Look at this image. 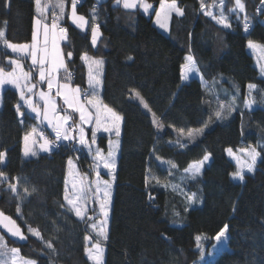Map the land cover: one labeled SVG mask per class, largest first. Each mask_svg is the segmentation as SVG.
<instances>
[{"label":"trees","instance_id":"16d2710c","mask_svg":"<svg viewBox=\"0 0 264 264\" xmlns=\"http://www.w3.org/2000/svg\"><path fill=\"white\" fill-rule=\"evenodd\" d=\"M146 1L156 8L161 0ZM6 2L10 7L5 6ZM242 2L244 12H229L234 0H224V13L231 24L224 28L203 14L201 0H176L184 15L172 14L168 33H162L152 22V15H145L138 8L125 10L114 0L78 3L77 14L89 21L81 30L68 19L72 0H64L65 15L60 23L67 29V38L61 41V49L73 76L70 84L82 93L88 88V68L82 55L102 59L100 99L122 119L117 190L108 217L107 239L97 237L88 227L90 220L78 218L64 202L68 160L75 159L78 169L88 172L85 151H80L74 140H62L49 152L23 157L24 134L32 127L38 131L43 126L22 106L24 115L17 114L18 94L6 87L0 105V152L5 153L0 172L5 173L7 180L0 182V211L15 219L27 237L15 241L0 232L9 248L16 247L22 258L36 264H93L85 255L88 235L92 243L99 242L104 247L103 264H143L142 260L198 264L206 260L216 233L228 225L229 249L206 264H264V74L259 73L253 55L247 51L249 40L264 45V9L255 11L259 0ZM205 3L212 4V0ZM219 11L218 7L213 8L214 13ZM52 14L53 9L49 8L43 23H51ZM31 15L40 18L35 0H0L3 39L25 42L30 34ZM93 15L100 32L95 47L90 40ZM245 22L249 24L247 31ZM68 52L72 53L71 58ZM187 55L194 57L199 75L215 99L227 104L235 100L229 121L217 123L191 144L177 140L171 132L201 129L208 122L202 82L194 78L181 80L180 67ZM15 58L33 70L27 57L13 54L0 40V67L9 70L10 59ZM250 83L257 85L252 91V108L245 107ZM135 92L148 104L149 112L159 118L165 127L163 132L155 134L151 114L144 113L134 100ZM62 110L75 121V112L64 106ZM87 131L90 136L91 129ZM96 137L97 145L106 151V134ZM249 145H260L257 151L261 157L254 171L245 170L243 181L233 179L236 164L226 150ZM205 154L210 160L200 174L195 179L186 178L184 169ZM167 162L177 167L173 169ZM8 184H17L18 197ZM175 185L180 187L174 191ZM185 193H196L198 202L189 205ZM29 226L40 231L43 241L28 232ZM168 226L186 232L187 238L176 241L164 235L163 250L142 245L146 234L162 236ZM198 235L203 255L197 248ZM47 241L55 252L45 247Z\"/></svg>","mask_w":264,"mask_h":264},{"label":"snow or ice","instance_id":"6c2138e0","mask_svg":"<svg viewBox=\"0 0 264 264\" xmlns=\"http://www.w3.org/2000/svg\"><path fill=\"white\" fill-rule=\"evenodd\" d=\"M78 0H72V11L69 19L72 23L81 30L89 23V21L82 15H78L76 12ZM36 11L40 18L34 20V26L32 31V42L30 45H16L10 43L6 39H3L5 36L4 31L0 30V40H3L6 48L11 49L13 53H23L31 57V65L33 68L38 66V83H47L48 93L40 91L35 93L34 88L37 87V84L32 83L33 72L25 71L22 63L19 59H11L9 61L12 66L11 71H7L5 68L0 67V88L5 85H11L19 93V99L24 102V104L34 113H36L37 118L43 115L45 121L48 122L49 126L52 127L56 140L52 141L47 139L43 133L39 135V143L36 138V128L25 134L24 136V156H35L37 155L35 146L39 143V148L41 151H50L53 147L57 146V141H73L75 140L76 144L87 148L90 155L93 159V167L98 169L100 164H103V167L108 170V175L115 179V168H116V151L120 146L119 140H109L108 152L107 155L103 153L99 148L94 149V145L97 143L96 134L99 131L104 132H115L117 137L120 136V121L121 116L115 112L107 104H104L101 99L98 97L97 89L102 83L101 76L103 71L104 61L102 59H93L89 57L86 53L81 56V60L85 62L88 67V89L84 90L83 93L79 87H71L70 83H60L58 80V74L61 70L65 73V79L71 80V73L68 72L67 66L64 62V57L60 49V41L67 38V29L60 26V21L64 18L65 7L64 0H44V3L41 0H35ZM115 4L124 8L125 10H135L137 8L141 9L144 13H149V10L153 8V5L146 2V0H115ZM262 6H264V0H261ZM6 7H10V3L6 2ZM218 7L220 9L219 13L216 14L213 12V8ZM225 3L224 0H212V4H206L205 0H201L200 10L205 16L210 17L217 24L222 25L224 28H230L231 24L229 23L228 16L224 13ZM53 9L51 24L43 23L47 19L48 9ZM55 9H59V12H56ZM244 12L245 4L242 0H234V7L228 9L229 12ZM95 12V7L92 9ZM175 13L176 16H183V10L177 5L176 0H161L160 7L156 10L154 23L158 25L165 32L169 31L168 21L171 18V14ZM247 19V18H245ZM96 17L92 16V27H91V42L95 47L97 45V40L100 36L99 26L95 24ZM41 27L43 28V39L41 40ZM249 24L244 23V30L247 31ZM50 45V46H49ZM248 47L253 50H261L264 52V45L257 44L256 42L249 40ZM67 56L71 58L72 53L68 52ZM264 58V57H262ZM196 67V61L192 55H187L185 57V63L180 67L181 80H188L190 73H198ZM261 72L264 73V66L261 67ZM202 79V78H201ZM55 87V95L60 97L63 100V103L72 109L73 112L79 113V124L74 126L69 125V121L72 120V116L67 112L61 115L58 110V105L55 99L50 95L52 89ZM257 88L255 84L248 85V96L245 98V107L251 108L255 103L252 97V91ZM27 93V95H26ZM38 95L39 99L43 101V107L41 111V106L36 104L33 100V96ZM83 95L84 101L81 102V96ZM135 98L139 100L140 104L144 108L151 111L148 108V104L144 99L135 93ZM235 103L233 100L232 104ZM232 104H221L220 110L215 112V117L217 119L222 118V111L225 108H228L229 111L232 110ZM16 112L18 115L23 116L24 113L21 112L20 105L15 106ZM153 124L157 127H161L156 117V114L153 113ZM92 127V138L91 141L86 138L84 129L82 125L93 124ZM205 126H207L205 124ZM196 132H202L203 129L195 130ZM78 132V135L76 134ZM183 134V129L180 130ZM188 135L191 137L193 135V130H188ZM184 145H181L183 147ZM257 147L260 145L252 146L249 145L246 148H241L238 151L243 153V156H237L232 149H227L229 156H232L236 160L237 166L236 171L233 172L232 178L240 181L244 180V172L254 171V168L257 163L258 157H261V152L257 151ZM5 159V153L0 152V163H3ZM157 159H160L157 157ZM209 159V154H205L204 157L199 161H194L187 168L184 169V172L188 174L186 178L195 179L201 172V169L206 161ZM170 164V167L175 169L177 166L174 163L167 162ZM68 165L70 171L75 168L73 161L68 160ZM171 174V173H170ZM97 179L95 181H90L85 175L79 180L73 179L71 189L68 188V180L65 181V194L64 200L69 206V210L74 212V214L84 220L87 217L88 220H93V216H88V209L86 207L87 203L93 197L95 201L99 203L100 213L103 215L104 219L97 223H90L88 225L93 231L96 232L97 237H103L107 239V224H108V205L110 203L111 197V188L112 184L109 181L101 180L99 171L96 172ZM6 175L3 172H0V182L6 181ZM147 181V177H146ZM159 182V181H157ZM170 185H165L168 187ZM93 187L95 191L93 192ZM173 190L179 189V185L172 186ZM8 188L13 194H16L18 197L17 184H8ZM183 191L182 189H180ZM27 193L28 190L25 189ZM103 192V198L101 199L100 193ZM187 203L191 205L192 203L198 202L196 193L187 194L185 193ZM151 199V197H150ZM188 209L185 208V211ZM17 214L20 215V208L17 206ZM178 215V213H177ZM0 228H3L10 236L18 237L20 240L27 239L25 233L22 231L21 227L17 224V221L10 216L5 215L0 211ZM228 230V225H224L223 228L216 234L214 239L220 241L225 237ZM28 232L43 241L41 233L39 230L31 228L29 226ZM90 236H85V241L90 240ZM197 248L201 250L203 255V248L200 243L201 237L198 235L196 237ZM45 247L49 250L55 252V248L50 241L44 242ZM215 247V245L213 246ZM85 252L89 260H94L95 264H102V257L104 249L100 246V243H93L91 248L85 247ZM211 255V253H209ZM0 264H36L35 261H30L27 259H22L19 256V249L9 248L6 242V239L3 235H0Z\"/></svg>","mask_w":264,"mask_h":264},{"label":"rangeland","instance_id":"374dc122","mask_svg":"<svg viewBox=\"0 0 264 264\" xmlns=\"http://www.w3.org/2000/svg\"><path fill=\"white\" fill-rule=\"evenodd\" d=\"M146 2H148V1H146ZM161 2V1H160ZM167 2H171V1H167ZM114 3H115V0H114ZM159 5H160V3H159ZM159 7L160 6H157L156 8L153 6V8L151 9V12L149 13V14H146V15H148V16H150V15H153L154 13H155V15H156V10H158L159 9ZM70 11H69V15H68V19H69V17H70V15H71V11H72V4L70 5ZM78 15H80V14H78ZM154 15V16H155ZM38 17L37 16H35V18H34V20L35 19H37ZM70 21H71V19H69ZM71 23H72V21H71ZM49 25L51 24V23H48ZM73 24V23H72ZM74 25V24H73ZM154 25L156 26V27H158V29L163 33H168V31L167 32H165L163 29H161L158 25H156L155 23H154ZM168 26H169V23H168ZM87 27V25L84 27V29ZM83 29V30H84ZM40 31H41V40L43 39V36H42V33H43V28L41 27V29H40ZM91 35H92V33H91ZM31 38V40H29V41H27V42H25V43H15L16 45H30L31 44V42H32V36L30 37ZM90 40H91V37H90ZM62 41V40H61ZM59 42L60 43V49H61V43L62 42ZM98 41V40H97ZM257 43V42H256ZM14 44V43H13ZM257 44H259V43H257ZM260 45H263V44H260ZM50 46V45H49ZM11 50V49H10ZM247 51L250 53V54H252L253 55V57H254V64L257 66V68H258V70H259V73L262 75V74H264V73H262L261 72V67L262 66H264V58H262V57H264V52H262L261 50H253V49H250L249 47H248V42H247ZM61 52H62V49H61ZM62 54H63V52H62ZM89 56V55H88ZM29 57V60H28V65H30V66H32L31 65V57L30 56H28ZM89 57H91V56H89ZM93 58V57H92ZM16 59V58H15ZM93 59H95V58H93ZM11 60V59H10ZM21 61V60H20ZM84 62V61H83ZM21 63H22V61H21ZM22 66H23V68H24V70L25 71H31V72H33V76H35V80H37V81H35V80H33L32 79V83L33 84H37L38 86L36 87V88H34L33 89V91L35 92V93H39L40 91H43V92H45V93H48V87H47V83L46 82H43V83H41L43 86H44V88H42L41 86H39V84L40 83H37L38 81H39V75H38V66L37 67H35V68H33V70L31 69V68H25L24 67V65L22 64ZM87 66V65H86ZM33 67V66H32ZM12 68V67H11ZM11 68L9 69V70H7V71H11ZM88 68V67H87ZM65 74L63 73V70H61L60 71V73L58 74V79H61V80H63L62 82L63 83H69V81H67L65 78ZM192 78H194V79H199L201 82H202V84H203V89H204V93H205V100H206V102H205V108H206V110H208V112H209V117H208V122H207V126H204V127H202L201 129H203V131L202 132H196L195 130H198V129H193V135L191 136V137H189V135H188V132H183V134H181V132H180V130L179 131H175L174 129H172L171 130V132L174 134V136L176 137V139L177 140H182V141H185V142H187V143H193V142H195L196 140H198L199 138H201V136H202V134L205 132V131H208V130H211V128L214 126V125H216L217 123L218 124H221L222 125V123H226L227 121H229V119L233 116V114H234V110L232 109L231 111H229L228 110V108H225V109H223V111H222V118H220V119H217L216 117H215V112L217 111V110H220V105L221 104H227V103H225V102H223V101H219V100H217V99H215L214 98V96H213V94H212V91H211V89H209V87L205 84V82L203 81V79H201V77H200V75H199V71H198V73H190L189 74V79L188 80H190V79H192ZM188 80H184V82H188ZM35 81V82H34ZM71 85V87L73 86L72 84H70ZM6 86H8V87H11V88H13L11 85H5V86H3L2 88H0V105H1V94H2V91H3V89H5L6 88ZM73 88H75V86L73 87ZM13 89H15V88H13ZM44 89V90H43ZM54 89H55V87H54ZM16 90V89H15ZM56 90V89H55ZM17 92V91H16ZM136 93V92H135ZM135 93H134V100H136L139 104H140V102H139V100L138 99H136L135 98ZM17 94H18V97H19V93L17 92ZM26 95H27V93H26ZM54 99H55V101H56V103H57V105H58V110H59V112H60V114L62 115L63 113H64V111L62 110V107L64 106V107H66V108H69L68 106H66L64 103H61V101H60V103L61 104H63V106H60V103L58 102V97L55 95V93H53V91H51V94H50ZM82 98V97H81ZM83 99V98H82ZM33 100H34V102L36 103V104H38V105H40L41 106V111H42V107H43V101L42 100H40L39 99V97H38V95H36V96H33ZM19 105L20 106H22L23 108H25V111L26 112H29L31 115H33L37 120H38V122L40 123V122H42V123H45L48 127H49V131H51V130H53L52 129V127H50L49 126V124H48V122L47 121H45L44 120V118H43V115L41 114V116L39 117V118H37V116H36V113H34V112H32L25 104H24V102L22 101V100H20L19 99ZM140 106H141V108L144 110L143 112L144 113H146V112H149V110L148 109H146V108H144L143 107V105H141L140 104ZM251 108H252V106H251ZM150 113V112H149ZM75 114H76V112H75ZM151 114V113H150ZM76 116V119H75V121H72V120H70L69 121V124H73V125H75V124H79L80 123V120H79V117L77 116V114L75 115ZM151 124H152V127H153V131L155 132V134H157V133H160V132H163L164 130H165V127L162 125V123H160L159 121V124L161 125V127H157L156 125H154L153 124V115L151 114ZM87 126H89V124H85V125H83V129H84V133H85V136H86V138L89 140V142L91 141V138H92V130H91V132H90V136L88 135V131H87V129L85 128V127H87ZM32 128H35V127H32ZM32 128H31V130H32ZM41 129H43V128H40V130ZM30 130V131H31ZM40 130H38V131H36V138H37V140L39 141V132H40ZM29 131V132H30ZM121 131H122V124H121V121H120V134H121ZM101 132H103L104 134H106V136H107V142H106V147H107V149H106V151H103V153L105 154V155H107V152H108V146H109V140H112V141H115V140H119V142H120V137L121 136H119V137H117L116 135H115V132L113 131V132H111V133H109V132H104V131H101ZM100 133V131L99 132H97V134H99ZM96 134V135H97ZM77 135H78V132H77ZM24 136H25V134H24ZM24 136H23V138H24ZM45 136V135H44ZM47 139H49V140H52V139H50L48 136H45ZM97 138V137H96ZM62 141V140H61ZM43 141H39V143H42ZM39 143H37V145L35 146V149H36V152H39V153H44L45 151H41L40 150V148H39ZM81 147V150L80 151H85V154H86V156H87V158H89V161L86 163V167H87V169L89 170L88 172L86 171V172H82L81 170H79L78 169V166H77V164H76V161H75V159H71L72 161H73V164L75 165V168L74 169H72L71 171H70V169H69V165H68V163H67V174H66V179H64L65 181L66 180H68V188L69 189H71V186H72V181H73V179H76V180H79L81 177H83V176H87L88 177V179L90 180V181H95L96 179H97V176H96V172L97 171H99V173H100V179L101 180H106V181H109L111 184H116L117 185V179H116V174H117V165H118V160H119V156H120V152H121V146H119V148H118V150L116 151V168H115V172H114V175H115V179L114 180H112V178L108 175V170L106 169V168H104L103 167V164L101 163L100 164V166H99V168L98 169H95L94 167H93V159H92V155H90L89 154V152H88V149L87 148H84V147H82V146H80ZM94 147V149L95 148H99L100 150H102V148L101 147H99L98 145H97V143H96V145H94L93 146ZM23 148H24V139H23V145H22V155H23V157H26V158H29L31 155H29V156H24V154H23ZM244 148H246V147H244ZM239 149H241V148H238L237 150H234L233 152L237 155V156H243V153H240L238 150ZM51 151V150H50ZM47 152H49V151H47ZM227 152V151H226ZM227 155H228V157L230 158V160L233 162V163H235L236 164V166H237V163H236V160L235 159H233V157L232 156H229V154H228V152H227ZM209 160H210V156H209V159H208V161H206L205 163H204V165H206L208 162H209ZM193 163V162H192ZM190 165V164H189ZM203 165V166H204ZM117 187V186H116ZM115 187V188H116ZM95 191V188L93 187V192ZM64 192H65V182H64ZM100 197H101V199L103 198V192H101L100 194ZM89 201H91V203H90V205H92L93 207H95V209H96V212H98V216H99V218L96 220L95 218H96V216L94 217V219H95V221H94V223H97V222H99V221H102L103 219H104V217H103V215L100 213V208H99V203H97L96 201H95V198L93 197L92 199H90ZM94 202V203H93ZM89 205V206H90ZM91 223V222H90ZM220 231V230H219ZM218 231V232H219ZM217 232V233H218ZM216 233V234H217ZM184 234V235H183ZM164 235H167V236H170L172 239H174V240H176V241H180V240H184L185 238H187V234H186V232H182V231H180V230H178V229H176L175 227H170V226H168V227H165L164 229H163V234H162V236H158V235H155V234H152V235H150V234H146V236H145V238L141 241L142 242V245L143 246H146V247H154V248H160L161 250H163L164 249V247H165V241H163V236ZM227 235H228V233L226 232V235H225V237H223L220 241H216L215 240V242H214V244L213 245H211L210 246V248H209V251L206 253V255H205V258H206V260L204 259V260H201L198 264H206V262L207 261H209V260H212L215 256H217V254L219 253V252H221V251H223V250H227V249H229V246H228V238H227ZM216 236V235H215ZM214 236V237H215ZM189 237V236H188ZM214 237H213V239H214ZM215 245V247H213ZM103 249H104V247L102 246V245H100ZM13 248H16V247H13ZM91 248V247H90ZM209 253H211V255H209ZM19 256H20V254H19ZM20 258H22L21 256H20ZM103 258H104V254H103ZM22 259H27V260H30V261H33V260H31V259H28V258H22ZM93 261V263L95 264V261L94 260H92ZM142 263L143 264H158L157 263V261L156 260H153V261H151V262H147L146 260H142Z\"/></svg>","mask_w":264,"mask_h":264},{"label":"crops","instance_id":"0c3cea01","mask_svg":"<svg viewBox=\"0 0 264 264\" xmlns=\"http://www.w3.org/2000/svg\"><path fill=\"white\" fill-rule=\"evenodd\" d=\"M97 2H99V1H101V0H96ZM167 1H171V0H167ZM147 3H149V2H147ZM159 3H161V2H159ZM170 3V2H169ZM150 4V3H149ZM158 6H160L159 4H158ZM139 9V8H138ZM141 12H143L141 9H139ZM151 12V9L149 10V13ZM144 13V12H143ZM149 13H147V14H149ZM145 15H146V13H144ZM172 14H175V13H172ZM171 14V15H172ZM155 13L152 15L153 16V18H152V22L154 23V20H155ZM170 20V19H169ZM30 22H31V24H30V30H29V32H30V34H29V37H28V39L27 40H25V42H27V41H29V40H31V36H32V31H33V26H34V17L31 15V20H30ZM168 23H169V21H168ZM164 33V32H163ZM7 41H9L10 43H18V42H12V41H10V38L9 37H7ZM25 42H20V43H25ZM10 50V49H9ZM11 51V50H10ZM12 52V51H11ZM13 53V52H12ZM13 54H16V55H21V56H24V57H27L28 58V60H29V57H28V55L27 54H23V53H13ZM87 73H88V69H87ZM59 80V82L60 83H63L62 81L63 80H61V79H58ZM101 80H102V76H101ZM35 81H37V80H35ZM34 81V82H35ZM38 83V82H37ZM87 83H88V77H87ZM38 86V85H37ZM39 86H41L42 88H44V86L40 83L39 84ZM6 87H8V86H6ZM72 87H74V86H72ZM76 87V86H75ZM88 89V88H87ZM86 89V90H87ZM100 89H101V85L99 86V88L97 89V93H98V97H99V99H100ZM44 90V89H43ZM52 91H53V93H56V90L53 88L52 89ZM58 97V96H57ZM59 99H60V101H61V103H63V100L60 98V97H58ZM57 98V99H58ZM81 102L83 103V102H85L84 101V99H82L81 98ZM63 105V104H62ZM67 106V105H66ZM69 110H72L71 108H68ZM77 114V116L79 117V113H76ZM41 123V125L43 126V128H47V129H49V127L45 124V123H42V122H40ZM121 123H122V119H121ZM93 125H94V122H93V124H89V126H87V127H85L86 129L87 128H90L91 130H92V127H93ZM82 127H83V125H82ZM99 134H104L103 132H101L100 131V133ZM66 177V176H65ZM64 179H66V178H64ZM65 181V180H64ZM116 184H112V188H111V197H110V203H109V205H108V217H109V214H110V208H111V204H112V201H113V198L115 197V193H116ZM63 192H64V190H63ZM64 194H65V192H64ZM64 202L66 203V201L64 200ZM90 203H91V201H89L88 203H87V205H86V207H87V209H88V213H87V215L88 216H93V217H95L96 216V220L99 218V216H98V212H96V209L92 206V205H90ZM94 203V202H93ZM67 204V203H66ZM90 205V206H89ZM69 207V206H68ZM91 211L93 212V213H91ZM74 213V212H73ZM95 219H93V220H90V222L91 223H94V221H95ZM89 245H88V247L90 248L91 247V245L93 244L92 242H91V240H89L88 242H87ZM103 254H104V252H103ZM85 255H86V257H87V259H88V256H87V254H86V252H85ZM91 262H93L92 260H90ZM103 262H104V258L102 257V264H103ZM94 264V263H93Z\"/></svg>","mask_w":264,"mask_h":264},{"label":"built area","instance_id":"2783aa9c","mask_svg":"<svg viewBox=\"0 0 264 264\" xmlns=\"http://www.w3.org/2000/svg\"><path fill=\"white\" fill-rule=\"evenodd\" d=\"M81 2H83V0H78V3H81ZM77 3V4H78ZM261 9H264V6H262V4H261V0H259V3L256 5V8H255V11L256 12H259ZM51 19H52V17H51ZM60 23V22H59ZM60 26H62V27H64L61 23H60ZM65 28V27H64ZM73 80V76H72V74H71V80L69 81V83H71V81ZM68 81V80H67ZM70 126H74L73 124L71 125V124H69ZM41 133H43V135H45V136H48L50 139H52V141H55L56 140V137H55V133H54V131L53 130H51V131H44L43 129H41L40 130V132H39V134H41ZM77 134V133H76ZM60 141H57V146H58V143H59ZM74 144L76 145V147H78V148H80V145H78V144H76V142H75V140H74ZM56 146V147H57ZM56 147H53V148H56Z\"/></svg>","mask_w":264,"mask_h":264},{"label":"water","instance_id":"95a60500","mask_svg":"<svg viewBox=\"0 0 264 264\" xmlns=\"http://www.w3.org/2000/svg\"><path fill=\"white\" fill-rule=\"evenodd\" d=\"M0 232L5 234L7 237L11 238L12 240L14 239L15 241H20V239L18 237L10 236L3 228H0Z\"/></svg>","mask_w":264,"mask_h":264},{"label":"bare ground","instance_id":"6f19581e","mask_svg":"<svg viewBox=\"0 0 264 264\" xmlns=\"http://www.w3.org/2000/svg\"><path fill=\"white\" fill-rule=\"evenodd\" d=\"M44 131H47L46 129H43ZM53 149V148H52Z\"/></svg>","mask_w":264,"mask_h":264}]
</instances>
